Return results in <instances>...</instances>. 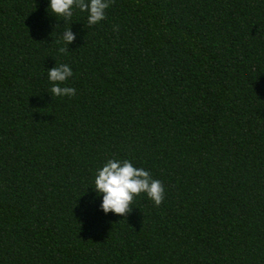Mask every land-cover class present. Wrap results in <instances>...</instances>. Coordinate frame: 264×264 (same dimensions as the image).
I'll use <instances>...</instances> for the list:
<instances>
[{
	"label": "trees",
	"instance_id": "obj_1",
	"mask_svg": "<svg viewBox=\"0 0 264 264\" xmlns=\"http://www.w3.org/2000/svg\"><path fill=\"white\" fill-rule=\"evenodd\" d=\"M47 6L0 0V264H264V0H109L69 48ZM109 158L161 203L105 215Z\"/></svg>",
	"mask_w": 264,
	"mask_h": 264
},
{
	"label": "clouds",
	"instance_id": "obj_2",
	"mask_svg": "<svg viewBox=\"0 0 264 264\" xmlns=\"http://www.w3.org/2000/svg\"><path fill=\"white\" fill-rule=\"evenodd\" d=\"M46 12L57 22L65 21L62 31L59 23L53 32L59 35V41L69 45L76 39L71 26L66 24L75 12L85 14L89 26L96 25L105 19L109 0H47ZM62 18V19H58ZM59 47V53L65 52ZM73 77L69 64L61 63L47 69V80L51 87L47 92L51 97L73 96L75 88L66 86V81ZM94 187H91L99 198L100 210L105 214L126 215L132 211V201L139 194H145L154 204L159 205L164 197V188L160 180L154 179L150 172L142 167L134 166L128 159L109 158L97 168L93 176Z\"/></svg>",
	"mask_w": 264,
	"mask_h": 264
}]
</instances>
